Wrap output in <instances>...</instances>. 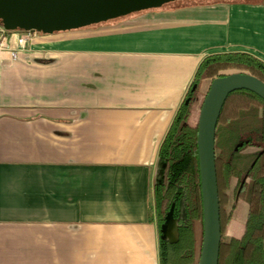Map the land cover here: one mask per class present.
<instances>
[{
  "label": "crops",
  "instance_id": "crops-1",
  "mask_svg": "<svg viewBox=\"0 0 264 264\" xmlns=\"http://www.w3.org/2000/svg\"><path fill=\"white\" fill-rule=\"evenodd\" d=\"M168 5L25 43L0 24V264H159L158 149L200 63L264 62V0Z\"/></svg>",
  "mask_w": 264,
  "mask_h": 264
},
{
  "label": "trees",
  "instance_id": "trees-1",
  "mask_svg": "<svg viewBox=\"0 0 264 264\" xmlns=\"http://www.w3.org/2000/svg\"><path fill=\"white\" fill-rule=\"evenodd\" d=\"M231 71L264 82V62L251 54L206 56L159 146L164 172L162 181L153 186L149 213L158 231L159 264H198L203 234L202 191L197 121L190 119L197 104L200 109L211 82ZM245 148L254 150L244 152ZM214 150L221 226L218 264H264L263 99L247 90L228 95L218 119ZM168 216L176 224L173 241L163 238ZM233 224L241 229L239 236L228 234Z\"/></svg>",
  "mask_w": 264,
  "mask_h": 264
},
{
  "label": "water",
  "instance_id": "water-1",
  "mask_svg": "<svg viewBox=\"0 0 264 264\" xmlns=\"http://www.w3.org/2000/svg\"><path fill=\"white\" fill-rule=\"evenodd\" d=\"M175 1L178 0H0V24L8 32L52 34L161 8ZM236 90L250 91L264 100V82L247 73H232L211 82L198 113L197 143L203 211L198 264H218L219 261L221 226L215 131L228 95Z\"/></svg>",
  "mask_w": 264,
  "mask_h": 264
},
{
  "label": "rangeland",
  "instance_id": "rangeland-1",
  "mask_svg": "<svg viewBox=\"0 0 264 264\" xmlns=\"http://www.w3.org/2000/svg\"><path fill=\"white\" fill-rule=\"evenodd\" d=\"M185 1H209V0H185ZM167 6L169 7V5H167ZM167 6H165V7H167ZM232 72L233 71L225 72V74H229V73H232ZM198 112H199V110H197L194 122H196L197 119H198ZM253 150L254 149H250V148L243 149L244 152H250V151H253ZM233 225L234 226L229 229L228 234L239 236L240 233H241V229L240 228L238 229L239 226H236L237 224H233Z\"/></svg>",
  "mask_w": 264,
  "mask_h": 264
},
{
  "label": "built area",
  "instance_id": "built-area-1",
  "mask_svg": "<svg viewBox=\"0 0 264 264\" xmlns=\"http://www.w3.org/2000/svg\"><path fill=\"white\" fill-rule=\"evenodd\" d=\"M1 30L3 31V33L5 35L9 34V33H17L18 31H14V32H8L6 30L3 29V27L1 26ZM20 36H19V43H25L27 40H29L32 35L34 33H37V32H26V31H20Z\"/></svg>",
  "mask_w": 264,
  "mask_h": 264
}]
</instances>
